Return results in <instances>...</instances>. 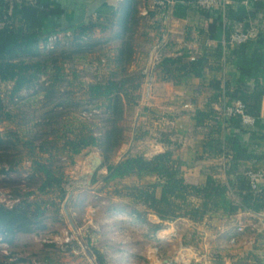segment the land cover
Wrapping results in <instances>:
<instances>
[{
	"label": "rangeland",
	"instance_id": "1",
	"mask_svg": "<svg viewBox=\"0 0 264 264\" xmlns=\"http://www.w3.org/2000/svg\"><path fill=\"white\" fill-rule=\"evenodd\" d=\"M133 1V17L128 20L129 24L122 22L121 14L107 16L101 26L91 31L90 44L78 46L76 41L64 38L55 43L53 49L42 46L39 57L44 63L43 72L40 78L23 90L16 99L12 100L10 97L12 83L0 82L1 98L17 115L15 122L0 123V131L13 128L25 139L57 137L59 145L65 137H74L75 133L82 129V121L86 119L95 124L94 131L97 134L103 133L111 126L108 122L111 114L105 103L89 99L87 96L89 83L115 78L124 80L127 88L123 101V116L119 122L124 128V140L116 150L106 154L100 147L91 146L73 157L62 150L53 152L49 161L64 174L67 191L64 199L59 198L58 189L46 192L39 189L42 177L34 174L31 157L26 150L16 156L17 164L9 172L3 170L6 164L0 162V191L5 194L0 198V204L11 206L22 200L34 205L39 204L44 209L42 219L45 223L43 229L18 233L12 242L6 241L0 234V264H98L95 249L105 254L109 264L111 251L123 256L129 255L120 264H129L134 258L139 263L148 264L149 258L138 252L140 250L132 248L133 244L140 246L141 243H146L147 246L148 239L135 238L136 235L130 231L120 230L122 227L118 228L115 222H106L107 226L101 228L94 226V222L103 219L112 207L118 205L126 208L128 198L125 195V185L133 184V181L140 183L133 177L135 175L124 180L105 182L107 169L103 165L118 162L128 153L148 152L151 144L146 138L150 140L164 133L154 127L159 119L157 113L150 110L147 115L139 117L144 107L152 101L153 95L146 97L143 93L146 78L144 72L148 70L149 58L162 38V31L153 15L142 14V8L148 7L150 1ZM12 4L10 3V9ZM5 13L3 11L2 18L11 21ZM163 32L169 39L167 26ZM136 120L142 123L140 131H135ZM136 136H142L143 141L134 144L133 139ZM34 156L48 161L47 154L35 152ZM95 157H100L101 162L89 182L85 177L91 171L87 161ZM97 205L100 208H96ZM93 207L97 212L91 216ZM68 213L73 217L72 223L67 217ZM132 215L137 217L136 213ZM175 220L167 221L170 224L164 226L166 229L176 228V235L171 241L165 240L163 245V242H158L157 237L154 240L157 245H162L160 251L164 257L171 258L174 249L179 245L174 238L180 230L181 222L178 224ZM182 226L186 229L183 238L187 244L195 246L199 242L197 239L200 233L185 226V221ZM174 228L170 231L175 230ZM65 231L74 235L69 243L61 241ZM221 255L216 254V264L226 263ZM151 259L156 260L154 256ZM235 263L240 264V259Z\"/></svg>",
	"mask_w": 264,
	"mask_h": 264
},
{
	"label": "trees",
	"instance_id": "2",
	"mask_svg": "<svg viewBox=\"0 0 264 264\" xmlns=\"http://www.w3.org/2000/svg\"><path fill=\"white\" fill-rule=\"evenodd\" d=\"M196 1L171 0L166 6L156 9H151L150 2L147 15L154 16L162 31L164 15L167 14L170 18V7L173 3H175L174 15L183 17L189 6L196 4ZM10 3H13L11 9ZM133 5V0H125L120 9L121 20L125 24H129L128 20L133 17ZM254 5L264 8V1L256 0ZM3 11L9 15L11 21L2 18ZM63 12L60 4L55 0L21 2L0 0V82L12 83L10 90L12 100L40 78L44 65L42 58L39 57L42 46L53 49L54 44L64 38L76 41L78 46L90 44L91 31L102 24L98 20H91L88 24L74 29L70 34L64 33L50 40V35L55 30H48V20ZM226 16L235 22H242L246 30L245 27L252 13L245 6L237 10L230 7L226 10ZM231 54L239 69L238 83L232 87L226 83L222 87V81H211V86L219 91L215 98L221 104L220 111L218 113L213 108L199 109L195 115L198 126L204 125L208 119L213 120L209 127L204 152L223 153L230 157V162L226 164L228 165L226 172L235 173L234 179L222 180L210 174L201 184L188 182L181 168V162L174 157L172 149L158 152L151 157L128 153L118 162L103 165L107 169L105 182L131 175H136L140 179L156 176L154 181L125 185V195L145 205L163 222L182 217L201 221L210 213L221 212L232 215L239 211H259L264 208V192L261 186L259 191H253L246 175L249 167L240 168L241 162L261 158L263 155L250 149V145L240 139L239 133L224 134L223 131L228 128H237L239 132H244L246 129L243 128L239 116L224 118L221 115L226 102L239 99L245 103L246 111L256 118L255 125L264 128V124L261 123L264 98V43L259 37L250 38L235 46ZM205 64L204 56L191 58L187 52H183L177 56L162 57L154 64L153 69H161L168 73L174 82H186L192 77H202ZM252 78V83H249ZM126 89V82L115 78L95 81L87 85L89 99L104 102L105 107L110 111L111 115L107 120L111 126L103 133L97 134L94 131L95 124L90 123L88 119L82 121V129L78 130L74 137H65L61 145L58 144L57 137L25 139L13 128L0 131V162L6 164L3 170L5 172L13 170L17 164L16 156L26 150L31 157L34 174L42 177L39 189L43 192L58 189L59 198L64 199L67 195L64 174L49 161L53 152L62 150L73 157L91 146L100 147L106 154L116 150L124 140V128L119 122L123 116ZM16 116L0 96V123L15 122ZM252 134L257 133L252 132ZM160 138L165 140V134H161ZM259 138L264 141V133H261ZM35 152L47 154L48 161L36 158ZM95 181L94 177L93 182ZM43 215L44 209L39 204L34 205L26 200L15 202L11 206L0 204V234L6 241L12 242L18 233H30L37 228L43 229L45 228ZM136 216L141 217V214L136 213ZM162 226L158 224L157 228ZM94 252L98 264H109L103 252L99 249H95Z\"/></svg>",
	"mask_w": 264,
	"mask_h": 264
},
{
	"label": "crops",
	"instance_id": "3",
	"mask_svg": "<svg viewBox=\"0 0 264 264\" xmlns=\"http://www.w3.org/2000/svg\"><path fill=\"white\" fill-rule=\"evenodd\" d=\"M55 1L60 4L64 12L48 20V30L69 29L71 32L88 24L91 20H98L102 23L107 16L120 15V9L125 0ZM241 6H245L252 13L247 27H245L246 30L253 34L252 38L258 39L259 37L264 43V8L256 7L254 1L217 0V4L212 9L205 10L196 4H191L183 17L174 15L175 3H173L170 7L171 16L162 29L163 31L167 26L169 39L165 34L149 58L148 71L153 77V96L152 101L149 102L150 107L146 105L147 107H144L139 117L142 118L143 115H147L150 110L157 113L159 119H157L154 127L164 132L162 134H165V140L160 137H152L150 140L146 138L150 141L151 149L149 148L148 152H139L138 154L151 157L158 152L172 149L174 157L181 162L186 180L194 184L205 182L206 177L210 174L222 180L234 179L235 177V173L228 174L226 172L228 168L226 164L230 162V157L223 153L204 152L209 127L213 120L208 119L204 125L198 126L195 114L199 109L213 108L218 113L220 111L221 104L215 98L219 91L211 86V81H222V87L226 83L231 87L238 83L239 69L231 54L235 46L229 44L230 35L228 36L227 31L230 29L231 34L235 28L244 30V24L230 20L226 16V10L230 7L237 10ZM183 52H187L191 58L194 56L205 57L206 64L202 77H192L186 82H174L168 73L161 69H153L156 61L158 62L162 57L166 55L177 56ZM157 58L159 59L156 60ZM252 81L253 78L249 80V83ZM261 123L264 124V98ZM141 124L140 121L137 122L136 120L135 131L142 130ZM243 128L246 131L239 132L237 128H228L223 133H239L240 139L248 143L250 149L263 155V157L243 161L240 168L255 166L264 169V141L259 138V135L264 133V128H260L258 124L243 125ZM252 132L257 134H252ZM143 139L142 136H136L133 139L134 144L140 143ZM128 177L130 176L122 178V180ZM133 177L137 178L140 183L146 182L144 181L145 178L151 179L149 181L156 179V176H146L142 179L136 175ZM134 183L136 181H133ZM261 189L264 192V181L261 183ZM126 197L128 198L126 208L118 205L112 207L103 219L94 222L95 228L106 227L107 223L115 222L118 228L122 227L120 230L130 231L136 235L135 238L149 240L147 246H145L146 243H143L144 245L141 243L140 246L132 245L134 250H140L138 252L149 258L148 264H160L161 259L164 261L163 264H166L169 257H164L163 252L160 251L161 259H156L158 263L156 260H152L150 255L152 254L151 246L156 244L155 237L159 239L158 242L160 243L165 240L171 241L165 237L166 228L164 227L170 222H163L145 205L135 202L128 196ZM96 208H100L99 205ZM132 213L141 214V218H134ZM67 217L71 223L74 221L69 213ZM184 221L185 226H189L190 229L200 233L197 239L199 242L195 244L200 262L196 264H216L214 261L215 257L218 256L216 254H222L221 256L226 260L225 264H236L235 261L238 259H240V264H264V208L259 211H239L232 215L221 212L210 213L201 221H193L186 217L177 218L174 222L178 224L181 222L180 230L177 231V236L174 238L178 244H187L186 239L183 238L184 232H186L185 227L182 226ZM158 224L163 226L157 228ZM239 227H242L243 230L238 231ZM109 228L111 227L109 226ZM158 232L159 235H157ZM233 234L238 235L236 243L230 242V237ZM143 246L145 247L143 248ZM161 247L162 245H160ZM128 256L115 254L111 251L110 264H120ZM132 261L137 262V259L134 258Z\"/></svg>",
	"mask_w": 264,
	"mask_h": 264
},
{
	"label": "built area",
	"instance_id": "4",
	"mask_svg": "<svg viewBox=\"0 0 264 264\" xmlns=\"http://www.w3.org/2000/svg\"><path fill=\"white\" fill-rule=\"evenodd\" d=\"M9 2H21L23 0H6ZM151 2V9H156V8H162L164 6H166L168 3L171 2V0H149ZM251 1H256V0H251ZM217 4V0H197L196 1V5L201 8V9H212L215 5ZM149 12V9L147 7H144L142 9V14L143 15H147ZM169 20V17L166 15H164V24ZM70 34L71 32H65V31H54L51 33L50 35V40L56 39L58 36L62 35V34ZM253 34L248 31V30H242V29H238L235 28L230 36H229V44L233 45V46H237L240 45L241 43L246 42L247 40H249L250 38H252ZM165 37L164 32L162 31V38ZM161 38V39H162ZM160 58V57H159ZM157 58V60L159 59ZM104 61V59H102ZM157 62V61H156ZM144 73H146V78L144 81V89H143V93L146 97H150L152 96V88H153V77L152 75L149 73V71H145ZM222 117L224 118H229L232 116H239L241 118V122L244 126H252L255 124L256 122V118L249 114L246 111L245 108V103L242 100H235V101H231V102H226L223 109H222ZM246 175L247 178L249 180V184L250 187L253 191H259L260 190V186L262 181H264V169L259 168V167H249L246 170ZM4 197L5 194L3 192L0 191V198ZM2 199V198H1ZM5 200V199H4ZM14 200V199H13ZM9 205V204H6ZM97 212L96 208H92L90 211L91 216H94ZM174 227H171L170 229H172ZM170 229H165V237L168 239H171L174 235H176V228H174L175 230L170 231ZM243 228L239 227L238 231H242ZM159 235V232L158 234ZM74 235L72 234V232L70 233V231H65V234L62 238V242L63 243H69L73 240ZM238 239V235L237 234H233L230 237V242L231 243H236ZM151 255L150 257L154 256L155 259L159 260L161 259L160 256V246L159 245H154L151 248ZM160 264H163L164 261L161 259L160 260ZM199 255L197 252V249L195 248V246L190 245V244H179L173 251V255L171 258L167 259L166 264H194L199 262ZM129 264H145V263H137L134 261H129Z\"/></svg>",
	"mask_w": 264,
	"mask_h": 264
},
{
	"label": "water",
	"instance_id": "5",
	"mask_svg": "<svg viewBox=\"0 0 264 264\" xmlns=\"http://www.w3.org/2000/svg\"><path fill=\"white\" fill-rule=\"evenodd\" d=\"M55 31H65V32H70L69 29L55 30ZM89 158H90V157H89ZM100 162H101L100 157H95L94 159L90 160L89 162L87 161V164L90 166L91 171L89 172V175H88V176L86 175L85 177L89 180V182L92 181V177H93V175H94V171H95L96 167L100 164Z\"/></svg>",
	"mask_w": 264,
	"mask_h": 264
}]
</instances>
